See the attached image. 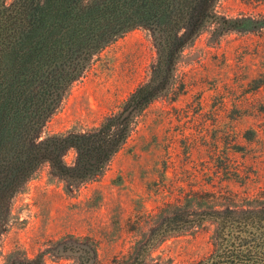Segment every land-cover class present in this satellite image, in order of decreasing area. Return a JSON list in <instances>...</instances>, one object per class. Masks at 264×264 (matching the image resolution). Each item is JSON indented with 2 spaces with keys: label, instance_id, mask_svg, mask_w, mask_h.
<instances>
[{
  "label": "rangeland",
  "instance_id": "1",
  "mask_svg": "<svg viewBox=\"0 0 264 264\" xmlns=\"http://www.w3.org/2000/svg\"><path fill=\"white\" fill-rule=\"evenodd\" d=\"M195 24L138 27L91 58L49 135L111 122L107 142L126 143L102 169L73 151L67 175L43 168L19 197L30 209L6 252L46 264H211L224 220L264 210L244 202L264 201V0H216Z\"/></svg>",
  "mask_w": 264,
  "mask_h": 264
},
{
  "label": "trees",
  "instance_id": "2",
  "mask_svg": "<svg viewBox=\"0 0 264 264\" xmlns=\"http://www.w3.org/2000/svg\"><path fill=\"white\" fill-rule=\"evenodd\" d=\"M214 1L16 0L8 5L0 0V264H46L42 254L4 250L13 225L25 222L19 211L30 209L19 197L43 168L67 175L76 158L67 161L63 154L73 151L90 167L98 163L102 169L126 143V135L121 142H107L111 122L49 135L57 105L91 58L138 27L169 33L196 27L200 9ZM139 101L145 106L150 99ZM244 202L248 209L264 207L258 198L248 196ZM224 223L226 244L211 264H264V210Z\"/></svg>",
  "mask_w": 264,
  "mask_h": 264
},
{
  "label": "water",
  "instance_id": "3",
  "mask_svg": "<svg viewBox=\"0 0 264 264\" xmlns=\"http://www.w3.org/2000/svg\"><path fill=\"white\" fill-rule=\"evenodd\" d=\"M134 110V106L129 108L125 113H124V117L128 116L132 111Z\"/></svg>",
  "mask_w": 264,
  "mask_h": 264
}]
</instances>
